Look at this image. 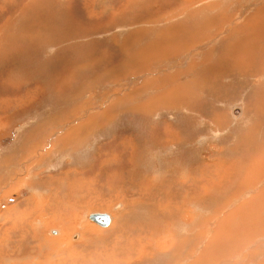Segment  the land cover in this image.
<instances>
[{
  "label": "rangeland",
  "instance_id": "1",
  "mask_svg": "<svg viewBox=\"0 0 264 264\" xmlns=\"http://www.w3.org/2000/svg\"><path fill=\"white\" fill-rule=\"evenodd\" d=\"M107 1L112 0H24L22 16L13 10L0 17V87L4 88L0 92V102L5 107L0 111V182L6 173L22 172L16 177L14 187L9 185L13 189L3 196L4 203L9 198L21 200L32 193V181L54 175L53 180L59 174L60 178L63 174L69 176L67 185L72 181L90 180L83 182L85 187L89 184L85 192H91L88 196L98 200L100 197L93 195L95 189L92 187L96 180L87 177V172L95 168L99 176L103 174L107 178H114L113 172H117L121 176L115 180L116 184L122 177H127V181L130 178L124 175L122 168L125 159L114 163L124 155L125 148L101 146H110L112 141L121 146L129 140L136 145L157 146L149 147L157 156L168 155V148L159 145L162 140L159 132V136L155 133L160 121L152 126L154 119H161L173 125L178 135V140L172 143H178V147L171 148L178 152V172L166 177L164 182L167 179H178L181 184L186 181L188 185L183 190L194 187L196 194L187 195L183 191L184 202L178 201V206L171 207L173 217L158 213L156 221L152 218L154 224L147 227V232L151 230L146 234L150 256H134V247L120 262L134 258L127 264H264V0H118L115 5ZM0 2L3 11L11 5V0ZM76 6L79 9L74 10ZM77 11L86 16L85 19L76 17ZM254 31L257 34L252 37ZM226 48L231 49V54L239 51L246 59L243 65L234 63V54L230 64L223 53ZM222 58L229 62V67ZM25 94L20 98L29 99L16 103V98ZM234 114L237 116L233 117ZM199 124L205 125L198 127ZM223 124L226 126L220 133L218 130ZM68 134L73 138L55 140ZM43 136L48 145L44 150L37 144ZM62 144L69 148L63 149ZM203 144H206L205 154L212 152L210 157L229 159L230 163L221 164L223 160H216L207 167L219 179L215 177L210 181L204 174H192L196 169H182L192 157L191 150ZM88 145L93 147H86ZM32 146L36 148L30 156H35L39 164L29 174L24 172L23 164L32 167L35 161L26 162L25 150L21 151V147ZM133 148V162L137 166L135 153L139 150ZM93 152L96 158L101 156L92 170L82 174L71 171L88 170L89 156ZM43 158L44 162H40ZM103 159L110 164L104 166ZM208 160L211 158L204 161ZM1 167L10 170L4 174ZM109 172L113 174L111 177ZM202 180L206 184L201 183ZM60 182L61 179L50 199L66 193ZM143 183L149 185L146 179ZM103 184L110 188L115 186L110 179ZM103 184L101 188L106 191ZM181 184L176 186L179 192ZM148 192L152 195L151 190ZM35 194L40 198L41 193L35 191ZM135 194L131 187L122 198ZM83 197L86 198V194ZM151 199L154 202L155 198ZM25 200L5 207L0 217L1 227L11 226L16 214L20 215L24 208L34 211L36 202ZM77 200L80 202L79 198ZM156 200L159 203L154 202L152 208L158 205L157 209L162 203ZM92 207L99 206L88 204L75 212L70 231L75 229L72 233L78 236L73 238L72 235L66 243L55 246L52 258L58 260L57 264H71L74 259H82L84 254L90 257L92 264H97L88 248L81 250L82 243L87 240L79 233V229L83 230L84 235L83 225L94 226L95 223L86 218L89 211L95 210ZM36 214L41 216L37 220L42 222L49 217L46 211ZM230 214L236 218L228 222ZM124 216V212L119 211V217ZM135 220L137 222L133 220L131 227L145 230V226ZM166 226L167 236L162 238L156 234ZM36 228L34 247L40 236L44 241L57 239L56 235L63 236L55 226L44 229L41 224ZM97 228L100 232L111 229L98 225ZM120 234L112 228L105 240ZM118 238L122 243L139 239L132 235ZM167 238L172 243L163 251ZM188 239L197 245V250H186V246L184 249L177 247V251L173 248L175 242ZM72 247H77V251L72 252ZM143 247H138L139 254L144 253ZM52 251L54 247L50 244L48 253ZM66 256L64 263L62 259ZM100 258L103 264H113V261L107 262L103 254ZM22 263L29 264L24 260Z\"/></svg>",
  "mask_w": 264,
  "mask_h": 264
},
{
  "label": "crops",
  "instance_id": "2",
  "mask_svg": "<svg viewBox=\"0 0 264 264\" xmlns=\"http://www.w3.org/2000/svg\"><path fill=\"white\" fill-rule=\"evenodd\" d=\"M22 2H23V0H18L14 3L13 10L15 12L19 13L21 11V9L24 6L22 4ZM16 7H20V8H16ZM14 8H16V9H14ZM76 9H79V7L76 6ZM13 10H11L9 12L5 10L3 12L5 14H10ZM77 12L82 19H85L86 16H81L80 12L79 11H77ZM28 21H29V19H28ZM20 22L22 23L23 20H21ZM24 22H25V20H24ZM25 28L27 29V27H25ZM222 30L223 29H221V31ZM235 30H238L237 27H235ZM30 31L33 33V30H30ZM217 33L215 35H217ZM256 34L257 33H255V35ZM217 37H218V35H217ZM230 44H232V42ZM229 51H230V55H228ZM232 52L233 53L231 54V49L226 48V50L223 53H225L227 59H229L231 56H233V54L235 55L237 53L236 51H232ZM222 61L225 63V65L227 67H229V63L226 62L225 58H222ZM240 65H243V64L240 63ZM240 65L238 67H240ZM3 89H4L3 87L0 89L1 93H2ZM28 95H30V93H28ZM24 96H26V94L20 95L18 98H16V103L19 102V100L21 99L20 97H24ZM28 99L29 98L27 97V98L21 99V101L25 102ZM180 101L182 102L181 98H180ZM94 116H96V115H94ZM96 118L97 117H95V119ZM180 119H182V118H180ZM197 119L201 120V118H197ZM207 119H211V118H207ZM207 119H202V120H207ZM157 120H159L160 122L157 124V127L155 129L156 130L155 133L158 135L157 132H159L161 137L159 135L158 136H159L160 140L162 139L161 142L159 143V145L165 146L168 148V150H169L168 155H167V153H164V154L161 153L159 156H157V152H154L149 148V147H157V146H153L151 144H149V145H136V144H133V142H129V140H126V143L122 144L121 146H119L118 143H116L117 141H115V142L112 141L110 146H107V145L101 146V147H105V149H107L108 147H124L125 148L124 153H123L124 155H121V157L118 160L115 159L114 163L115 162L118 163V161H120V163H121L122 162L121 159L122 160L125 159V161L122 165V168L125 171L124 175H127L128 177L131 178L128 181L126 180V182L135 190L136 194L131 195L129 197H125V198H114L112 201L110 200L111 202L109 201L110 203L108 205L102 206V204H105L108 201V198L104 195L105 193H102V195H100V201L96 204L99 207H92V208H95V210H91L86 214L87 219H88L90 213H93V212L108 213L111 217V221H110V224L108 227H111V229L113 228L115 231H117V234H119L120 232H121V234L122 233L126 234V229L130 228L132 226V222L135 218H141L142 220H145L147 223L152 224V218H154L156 221L155 216L158 215V213H161L162 215H167L169 217H173L171 214L172 213L171 207L168 206L167 204H162L160 207L157 208L159 210L156 209L157 206L154 207V211L151 210L153 203L155 201H157L156 200L157 198H155V197H158V196L154 197L155 198L154 202L148 201V199H147L148 192L142 187L143 186L142 182L145 179L147 180V183L149 185H155L156 186L155 188H152L150 190H155L157 188L158 189L166 188L168 191V189L170 188L173 190L174 193L178 192L177 196H175V198L177 200V202H175L176 206H178V201L184 202L185 197L183 196V191L185 189L183 190V188L185 185H188V182L181 181L183 183V184H181L180 181H178V179H167L164 182V179L166 177H168L171 174L178 172V152H173L171 150L172 147H178V143L172 144L173 142L178 140V135H176V132H175L173 125L165 124L164 121L161 119H154L152 122V126L156 123ZM176 125H178V120L175 122V126ZM204 125L205 124H199L198 127H202ZM95 126H97V125L95 124ZM225 126H226V124H223L222 128L220 130H218V132L222 133L224 131ZM207 130H209V129H207ZM226 133H225V135H226ZM150 136L153 139V135L150 134ZM72 138H73V135L68 134V135H62L60 137H56L55 140H59L61 142L62 140H67V139H72ZM212 138H210V140H212ZM43 139H44V136L37 142L38 147H42V149L44 147H48L45 139L42 142ZM208 141H207V143H208ZM206 144H203L201 147L193 148L190 152L192 157L189 159L188 163L187 164L185 163L186 164V165L184 164L185 166L182 165L180 167L184 166V168H182V169H188V168L198 169V168H200V170L202 171L206 167H208L210 164L214 163L216 160H221V161L223 160L222 164L223 163H230L229 159L226 157H222V156H218L217 158L210 157L212 152L209 154H205L204 150L206 149V147H205ZM58 145H61V144H58ZM64 145L65 144H62L63 149L69 148V147H64ZM188 146H190V145H188ZM86 147H93V146L88 145ZM127 147H130L131 149L127 150ZM133 147H137L139 150L138 152L135 153V159L136 160L138 159L137 166H135V164L133 162V156H134V148ZM21 148H22L21 151L25 150V158H27L26 162L32 161V160L35 161V162H33L34 164L32 167H29L27 164H23L24 172H29V174H30L31 170H36L38 168V164H39V163H36V157L35 156H30L32 153H34V151H35L34 148H36V147L32 146V147H25V148L21 147ZM212 148H214V147H212ZM75 150H77V149H75ZM79 150H81V152H83L82 149H79ZM220 151H221V149H220ZM87 152L90 153L91 148L88 149ZM100 156L101 155H99L96 158V152H93L89 156V162L91 163V165H90V168L88 170H71V171L83 173V172H87L89 170H92L95 166V163L100 158ZM207 158H211L212 162H211V160L204 161ZM40 162H44V158ZM101 162H102V160H101ZM102 164L104 166H108L110 164V162L108 160L103 159ZM204 166H205V168H204ZM153 168H156V170L153 171ZM23 169H21V170H23ZM179 169H181V168H179ZM2 170H3V167H1V171ZM9 170H3L2 172L5 174ZM93 170H97V169L94 168ZM66 171H69V170H66ZM21 173L22 172H18L16 174L15 171L10 175L8 173H6L4 175L5 176L4 180L0 182V217L3 215V213H4L3 210L5 209L6 206H9V205L13 206L18 201L26 199L27 202H29V200L33 199V202H36L35 203L36 205L33 207L34 211H26V208H24L23 210L20 211V215L16 214L17 218L14 220V222L12 223L11 226L3 225L1 227V223H3V222L0 223V227H1L0 231L3 234V238L1 237L0 241H2V239L4 240V241H2V244H4V247L2 248L0 246V249H1L0 250V264H23L22 260H24L25 262H27L29 264H32V262L30 263V261H36V260H39V262L37 261L35 264H49V263L55 261V259L52 258V254L55 255V253H56V250H55L56 247L55 246L56 245L61 246V244L63 242L66 243L70 239V237L73 235L72 232L75 229H73L71 231L70 230H61V234L63 236L62 237H58L57 235L55 236V237H57V239L61 238V240L59 242L56 241L57 239L51 240L50 238H48L46 245L35 249V251L31 254V256L28 258V260L24 257H22L23 258L22 259L20 254H19V251L17 249V244H18L19 240L22 239L26 235L28 230H30V232H29L30 234L35 235V230L37 229L36 226L39 227L41 224L44 225L46 222H48L50 220V218L57 220L59 217L65 215V214H72L74 211L76 212L77 210L80 212V209L83 206H85L89 201H92V198H90V196H88V195H91V192H87V193L85 192L86 189L89 188V184L85 183L87 185V187H85V185L83 183V182H91V181L90 180L78 181L80 183L79 186L77 184H75L74 181L70 182L69 185H67V183H60L59 184L60 186L66 188V193H61V194L59 193L58 197H55L54 199H50V197L53 195V192L57 191V185H56L58 183L57 177H59L61 175L60 174L57 175V177L54 178L53 180H51V177H55L54 175L50 176L48 178L46 176L44 179H42L40 181H32L30 183L32 193H30L29 195L26 194L27 196L25 198H23L21 200L9 198L4 203L3 196L9 190L13 189V188L10 189L9 185L11 184L14 187V184L17 182L16 177H18V175H20ZM113 173H114V177L116 179L119 176H121V174H119L117 172H113ZM144 173H146V174L148 173L149 176L146 177V174H144ZM34 175L37 177V174H34ZM109 175L112 176L113 174L111 172H109ZM231 175H232V170L230 172V177H231ZM216 177H217V175H216ZM91 178L96 180V182L92 186L93 189L98 185L102 186L103 182L105 181V177L103 174H101L100 176L97 175V176L91 177ZM20 180H21V178L19 177V181ZM177 183L181 184L183 187L181 189V192H179L180 191L179 189H178V191H175V190H177V188H176ZM103 185L105 186V184H103ZM114 185H115L114 188H118L121 186V183L117 182V184H116L114 182ZM157 185H158V187H157ZM65 186H67V187H65ZM106 187H108V186H106ZM35 191L41 193L40 198H38L36 196ZM165 193H164V195H167V192H165ZM186 193H187V195L191 194L188 192H186ZM85 194H86V198L83 197ZM144 197L146 198V200L143 199ZM77 198L80 199V202H78ZM161 201L162 200H160V202ZM155 203H159V202H155ZM175 203H172V207L174 206ZM114 207L117 209L116 212L112 211V209ZM88 208H91V207H88ZM45 211L48 212V214H49V217L47 218V220L44 221L42 219L43 222L40 220H37V218H39L41 216L36 214V213H44ZM119 211L124 212L125 216L119 217ZM75 212H74V214H75ZM8 216H11V214H9ZM80 216H81V214H80ZM234 218H236V215L230 214L228 222ZM157 221L160 223L163 222V220H161V219H158ZM36 222H37V224H36ZM167 222H168V220L165 222V224H167ZM181 222L183 223V221H181ZM126 223H128V224H126ZM153 224H154V222H153ZM83 226H84V228H83L84 229V235H83V233H81V232H83V230L81 231L79 229V233L82 235V239H86L87 241L82 243L81 250H84L86 248L89 249L91 247L92 253L97 252L100 255V257L102 254L104 256H106V253L111 248L112 242L105 240V237L107 235V232L110 231L111 229L106 230L105 232H100L98 230L96 224H94L93 227H89L86 225H83ZM155 226H156V223H155ZM50 228L51 227H49L48 229H50ZM167 228H168V226L164 227L165 231L162 228H160L156 232V234L159 236H162V238L164 236H167L168 235V233L166 232ZM44 229H45V226H44ZM190 232L192 233V232H194V230H191ZM29 233L27 235L28 239H30L34 243L35 236L31 237L29 235ZM50 233H53V231L51 230ZM145 234H148V232L145 233V231L143 230V235L145 236ZM76 235L77 234L73 235V238ZM66 236L68 238H66ZM120 236L121 235H118V236L112 235L110 237V239H112V238L117 239ZM144 236H142V238ZM65 238H66V240H65ZM37 241H44L43 236H40L37 239ZM55 241H56V243H54ZM93 241H95V243H93ZM183 241H185V240H183ZM183 241L175 242L173 248L177 251V247H178V249H184V247L186 246L185 247L186 250H191L193 248H196V250H197V245L194 246V243L191 241V239H188L185 242H183ZM89 243H92L93 245L90 246V245H88ZM163 243H164V247L161 250L164 251L170 247L172 241H169L167 238ZM50 244L53 245L54 251H52L51 253H48V251L50 249ZM95 244L96 245L98 244V247ZM120 244H121V242L119 241L118 245H120ZM148 244H149L148 243V236L144 237L143 239H141L138 242H135L133 244V248L135 247L133 249V251H134L133 255L135 256L138 254V256H140L141 258H144L145 256H147V257L150 256V254L147 252L149 249ZM29 246H31V245H29ZM29 246L25 245V247H27V249ZM140 246H144L143 247L144 248L143 254H139L141 251H138V247H140ZM65 247L67 249H69L70 246L68 244H65ZM9 250H10V254H9ZM70 251H71V249L68 250V252H70ZM75 251H77V247H72V252H75ZM67 256H68V254H67ZM67 256L62 259V262L65 263ZM69 256H70V254H69ZM83 256L84 257H82V259L78 260V259H74V256L71 255L70 257L71 258L73 257V259H74L71 264H92L90 257H88L87 254H84ZM42 260H43V262H42ZM130 260L133 261V258ZM56 261L58 262V260H56ZM59 261H61V260H59ZM106 261H107V259H106ZM115 261L116 262H113V264H119L120 263L117 258L115 259ZM107 262L112 263L110 261H107ZM96 263L97 264H103V262L101 263V258H99V260L96 261ZM55 264H57V263H55ZM125 264H127V263H125Z\"/></svg>",
  "mask_w": 264,
  "mask_h": 264
},
{
  "label": "bare ground",
  "instance_id": "3",
  "mask_svg": "<svg viewBox=\"0 0 264 264\" xmlns=\"http://www.w3.org/2000/svg\"><path fill=\"white\" fill-rule=\"evenodd\" d=\"M9 1V0H8ZM16 1H18V0H11V5L10 6H13L14 5V2H16ZM3 2H5V1H3ZM23 2H24V0H23ZM108 2V1H107ZM109 4H116V3H119L118 2V0H116V1H114V0H112L111 2H108ZM0 4H1V2H0ZM6 4V3H5ZM13 4V5H12ZM24 5V4H23ZM10 6L8 7V9H6V11H11V10H13L12 8H10ZM61 6V5H60ZM109 8V7H108ZM23 9H25V6H23V8L21 9V11H23ZM3 10L4 9H2V7H0V17H2V15H3ZM74 10H76V8L74 9ZM21 11L19 12V15H21ZM68 12V11H67ZM73 14H74V11L72 12ZM71 13V14H72ZM5 14V13H4ZM23 14V13H22ZM258 15H259V13H258ZM22 16V15H21ZM75 16L76 17H80V15L79 14H77L76 12H75ZM255 16V15H254ZM252 17V16H251ZM251 17H249V18H251ZM256 17V16H255ZM31 18V17H30ZM73 18H74V16H73ZM248 19V18H247ZM36 21V20H35ZM24 23H26V22H24ZM16 24H17V22H16ZM29 24V23H28ZM12 25H13V23H12ZM24 25V24H23ZM11 26V25H10ZM10 26H8L9 28H10ZM25 26V25H24ZM7 27V28H8ZM16 28H17V26H16ZM23 28V27H22ZM261 28V27H260ZM14 29V28H13ZM13 29H11L10 31H12ZM253 30V29H252ZM9 31V30H8ZM9 31V32H10ZM16 31V30H15ZM21 31V30H20ZM24 33H26V32H24ZM20 34H22V33H20ZM19 34V35H20ZM16 35V34H15ZM19 35H18V37H19ZM252 35V37L255 35V32L253 33V34H251ZM21 36V35H20ZM24 36V35H23ZM21 37V38H24V37ZM237 36V35H236ZM17 37V36H16ZM17 37V38H18ZM232 37H233V35H232ZM232 37H230V38H232ZM7 38V37H6ZM228 38H229V36H228ZM229 38V39H230ZM234 38V37H233ZM20 41L22 40V39H19ZM26 40V39H25ZM10 41V40H9ZM11 41H13L12 39H11ZM249 49H251L250 47H249ZM239 52V51H238ZM236 53L235 54V56H233V60H234V63H236V64H240V63H243V62H245V58L243 57V55H240L239 53ZM247 56V55H246ZM138 57V56H137ZM239 57V58H238ZM256 59V58H255ZM229 61L231 60V57L228 59ZM223 62V61H222ZM226 62H228L227 60H226ZM229 63V62H228ZM255 63V62H254ZM230 64H232V62L230 61ZM246 65V64H245ZM248 65V64H247ZM257 65H258V63H257ZM3 103L2 102H0V111L4 108L3 107ZM222 164V163H221ZM220 165V164H219ZM251 167H252V165H251ZM203 168V167H202ZM204 168H205V166H204ZM225 169V165L223 166V170ZM97 170H92V172H90V173H86L87 174V176L89 177H95V176H97V175H99V173L98 172H96ZM250 172V171H249ZM71 173V172H70ZM74 173V172H73ZM73 173H72V175H73ZM160 173V172H159ZM251 173V172H250ZM254 173V172H253ZM82 174V173H81ZM146 174V173H145ZM192 174H198V175H201V174H204L205 176H207L208 177V179H209V177H210V181H212V179L213 178H215L216 176H214L213 174H212V172L211 171H209V169L206 167L205 169H204V171L202 170H200V168H198V169H196L195 171H193L192 172ZM225 174V173H224ZM223 174V175H224ZM223 175H220V176H222L223 177ZM255 175V174H254ZM63 177H61L60 178V176L59 177H57V182H59V179H61V182L60 183H67L68 184V181H67V179H69V176L67 175V174H63L62 175ZM77 176V175H76ZM75 176V177H76ZM193 176H196V175H193ZM227 176H228V174H227ZM105 177V176H104ZM111 177V176H110ZM203 177V176H202ZM73 178V177H72ZM126 178L127 177H122V181L120 182L121 183V186L120 187H118V188H114V187H112V188H110V187H106L105 186V188L107 189L106 191L105 190H103L102 188H101V186L100 185H98V186H96L94 189H95V193L93 194V195H97L98 197H100V195H102V193H105L104 195L108 198V201L106 202V203H108L110 200H113L114 198H122L123 197V195L124 194H126V192H130L131 191V186L129 185V186H127L128 185V183H126ZM192 178V177H191ZM198 178V177H197ZM199 178H201V177H199ZM217 179H219L218 178V176L216 177ZM251 178H252V175H251ZM74 179V178H73ZM106 179H110V180H114V182H115V180H116V178L114 177V178H107V177H105V180ZM118 179H120V178H118ZM131 178H129V180H130ZM140 179V178H139ZM195 179H196V177H195ZM227 179V178H226ZM125 180V181H124ZM199 180H201V179H199ZM222 180V179H221ZM203 181L204 180H202V182L201 183H203ZM208 181V180H207ZM205 182V184H206V181H204ZM219 182V181H218ZM254 182V181H253ZM74 183L75 184H77L78 186L80 185V183L78 182V181H74ZM212 183V182H211ZM211 183H209V184H211ZM183 184V183H182ZM242 184H243V182H242ZM143 186V188L148 192L149 190H150V187H151V185L149 186V185H147L146 183H143L142 184ZM204 185V184H203ZM244 185V184H243ZM247 185V184H246ZM248 185H249V183H248ZM253 185H255V184H253ZM194 186H195V184H194ZM210 186V185H209ZM251 186V185H250ZM156 186L154 185H152V188H155ZM157 187H158V185H157ZM178 187V186H177ZM200 187H201V185H200ZM204 187V186H203ZM151 188V189H152ZM181 188H183V187H181ZM210 188V187H209ZM246 188H249V187H246ZM125 192H124V191ZM141 190V189H140ZM177 190H178V188H177ZM177 190H175V191H177ZM197 190V189H196ZM196 190H195V188L194 187H191V188H186L184 191H186V192H188V193H194V194H196ZM205 190V189H204ZM105 191V192H104ZM159 191L161 192V196L163 197V198H161L160 197V193H159ZM199 191H201V190H199ZM261 191H263L262 189H261ZM134 192V191H133ZM140 192V191H139ZM151 194L152 195H150V193L148 192V195H147V199H148V201H153V199H151V197H155V196H158V197H155V198H157V199H160V200H162L160 203H162V204H167L168 206H170V207H172V203H175V202H177V200H172V199H174L175 198V193L174 192H170V188L168 189V191H167V189L166 188H161V189H155V190H151ZM165 192H167V195H164V193ZM203 193V192H202ZM166 194V193H165ZM127 197V196H126ZM164 197H168L169 199H167V198H164ZM143 199H145L146 200V198L144 197ZM100 201V198L98 199V200H93L92 199V201H89L86 205H92V204H94V205H96L98 202ZM155 202H157V201H155ZM164 202H166V203H164ZM106 203L105 204H102V205H106ZM161 204V205H162ZM85 205V206H86ZM175 205H176V203H175ZM158 206V205H157ZM151 210L152 211H154V208H152L151 207ZM75 212V211H74ZM74 212L72 213V214H65V215H63V216H61V217H59L57 220H54V219H52V218H50V220L48 221V222H46L45 224H44V226L46 227V226H55L56 228H58V231H61V230H70V227H72V222L74 221ZM177 212V211H176ZM178 214V213H177ZM229 217V216H228ZM134 219V218H133ZM135 219H137V220H139L138 221V224L139 225H144L145 226V233L147 232V227H149V228H151V225H153V224H151V223H147L145 220H142L141 218H135ZM134 219V221H136ZM137 222V221H136ZM136 222H134V223H136ZM126 224H128V223H126ZM136 227V226H135ZM135 227H130V228H127L126 229V234H120L121 236H126V237H128V235H132V236H135V238H136V236L139 238L138 240H136L137 242L138 241H140L141 239H143L144 237H146L147 235L145 234V236L144 235H142V236H144L143 238H142V236L140 235V234H143L142 232L140 233V230L142 229V227L141 228H139V230L137 229V228H135ZM140 227V226H139ZM81 228H82V226H81ZM152 229H153V227H152ZM143 230V229H142ZM151 230V229H150ZM149 230V231H150ZM261 230V229H260ZM56 231V230H55ZM148 231V232H149ZM30 232V230H28L27 231V233H26V235L22 238V239H20L19 240V242H18V244H17V249H18V251H19V254H20V256H21V258L22 257H24V258H26L27 260H28V258L31 256V254L35 251V249H37V248H39V247H42V246H44V245H46V243H47V239H46V241H37V245H35V247H34V243L30 240V239H28V233ZM120 232V231H119ZM121 233V232H120ZM196 234H197V232H196ZM195 234V235H196ZM29 235L31 236V237H33L34 235L33 234H30L29 233ZM37 235V234H36ZM216 235H217V233H216ZM199 236V235H198ZM202 236V235H201ZM215 236V235H214ZM68 238V237H67ZM200 238H202V237H200ZM209 238V237H208ZM216 238V237H215ZM219 238V237H218ZM217 238V239H218ZM35 239H36V237H35ZM38 239V238H37ZM119 239V238H118ZM213 239V238H212ZM127 240H128V238H127ZM211 240V239H210ZM216 240V239H215ZM107 241H111L112 242V245H111V248H110V250L106 253V258H107V261H110V262H116L115 261V259L117 258L118 259V261L120 262V259H122V257L123 258H125V255H129V253L131 252V250H132V248H133V244L136 242H130L129 243V241L130 240H128V242H126V243H122V241H121V244L120 245H118V243H119V241H117V239H108ZM101 242V241H100ZM106 242V241H105ZM109 243V242H108ZM129 243V244H128ZM219 243V242H218ZM207 244V243H206ZM25 245L27 246H29V245H31V246H29L28 247V249H27V247H25ZM212 245V244H211ZM221 245V244H220ZM90 250V252H91V247L89 248ZM206 249V248H205ZM204 249V250H205ZM207 250V249H206ZM220 250V249H219ZM221 251V250H220ZM231 252V251H230ZM92 253V252H91ZM226 253V252H225ZM229 253V252H228ZM93 254V256L94 257H96V260L95 261H98L99 260V258H100V255L97 253V252H93L92 253ZM132 254H134V251L132 250ZM214 254H215V252H214ZM220 254H221V252H220ZM222 255V254H221ZM220 257V256H219ZM175 258V257H174ZM203 258H204V256H203ZM215 258V257H214ZM23 259V258H22ZM130 259H132V258H128V260L127 261H124L123 263H122V261L120 262V264H125V263H127ZM134 259V258H133ZM212 259V258H211ZM210 259V260H211ZM91 260V259H90ZM196 260V259H195ZM200 260V259H199ZM205 260H207V259H205ZM205 260H203V261H205ZM94 261V260H93ZM175 261V260H174ZM198 261V260H197ZM55 263H57V261L55 260V261H53V262H51V263H49V264H55ZM198 263V262H197ZM193 264V263H192ZM195 264V263H194Z\"/></svg>",
  "mask_w": 264,
  "mask_h": 264
},
{
  "label": "water",
  "instance_id": "4",
  "mask_svg": "<svg viewBox=\"0 0 264 264\" xmlns=\"http://www.w3.org/2000/svg\"><path fill=\"white\" fill-rule=\"evenodd\" d=\"M237 115L234 114L233 117H236ZM88 220L95 223L96 225L100 227H108L111 221V217L108 213H90ZM76 238V236L74 237Z\"/></svg>",
  "mask_w": 264,
  "mask_h": 264
}]
</instances>
